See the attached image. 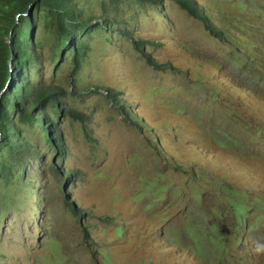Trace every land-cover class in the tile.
<instances>
[{
  "label": "rangeland",
  "instance_id": "374dc122",
  "mask_svg": "<svg viewBox=\"0 0 264 264\" xmlns=\"http://www.w3.org/2000/svg\"><path fill=\"white\" fill-rule=\"evenodd\" d=\"M190 1L205 20L73 0L97 22L75 62L31 11L27 78L59 88L61 148L10 111L24 154L0 146V264H264V0Z\"/></svg>",
  "mask_w": 264,
  "mask_h": 264
},
{
  "label": "trees",
  "instance_id": "16d2710c",
  "mask_svg": "<svg viewBox=\"0 0 264 264\" xmlns=\"http://www.w3.org/2000/svg\"><path fill=\"white\" fill-rule=\"evenodd\" d=\"M137 1L160 6L164 0ZM172 1L192 17L205 20L201 9L190 0ZM34 8L43 10L44 28L62 45V51L68 48L74 50V62L82 51L77 34L97 26L95 18L80 15L73 0H0V146L14 159L24 154V144L19 136L18 126L10 118V111L23 121L37 122L44 129L46 140L54 141V151H60L61 148V139L44 112V108L48 106L52 113L59 115V88L49 85L32 86L27 78V68L37 60L32 43L35 22L31 11ZM206 30L215 38L222 37L210 25H206ZM135 44L140 49L141 46L137 42ZM113 94L110 91L106 96L116 101ZM48 132L53 134L49 136ZM64 174V177L68 176L67 173Z\"/></svg>",
  "mask_w": 264,
  "mask_h": 264
}]
</instances>
